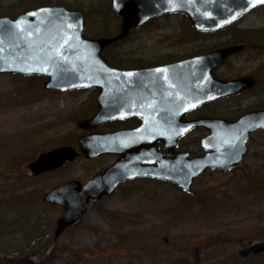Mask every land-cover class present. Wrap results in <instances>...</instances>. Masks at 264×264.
I'll use <instances>...</instances> for the list:
<instances>
[{"label": "rangeland", "instance_id": "obj_1", "mask_svg": "<svg viewBox=\"0 0 264 264\" xmlns=\"http://www.w3.org/2000/svg\"><path fill=\"white\" fill-rule=\"evenodd\" d=\"M41 4L91 8L88 36H106L119 24L101 11V0H0V15ZM260 14L264 7L246 18ZM147 27L155 29L152 35L132 34L116 47L121 53L108 58L130 67L137 60L151 62L155 52H165L163 35L186 36L188 25L183 16L170 15ZM217 42L215 37L205 45ZM42 80L0 74V264H264V252L237 254L264 239V131L250 134L241 165L225 173L204 172L191 193L151 179L126 182L92 202L75 225L54 237L62 210L41 195L65 180L84 181L97 163L75 158L36 177L25 164L41 151L75 145L76 122L90 112L92 90H47Z\"/></svg>", "mask_w": 264, "mask_h": 264}, {"label": "water", "instance_id": "obj_2", "mask_svg": "<svg viewBox=\"0 0 264 264\" xmlns=\"http://www.w3.org/2000/svg\"><path fill=\"white\" fill-rule=\"evenodd\" d=\"M262 3L264 0H110V8L120 18L119 31L98 37L85 36L82 11L64 5H42L24 9L14 17L0 16V74L42 75V87L50 90L96 88L97 110L91 117L78 120L77 127L90 130L111 117L116 111L106 106L108 101L122 99L133 106L140 99L142 111H146L150 97L144 93L152 87L158 95L157 112L141 114V123L135 128L81 135L77 148L67 144L52 147L25 164L35 177L78 155L92 158L107 151L119 154L112 166L86 182L69 179L42 194L43 201L62 208L55 221V237L80 219L91 200L110 195L125 180L153 177L189 192L193 179L206 168L228 171L238 164L246 152L248 134L264 130V108L243 113L233 121L184 118L187 110L204 100L236 93L253 84L251 77L220 81L210 76L212 68L237 46L147 68L115 67L106 61L103 48L161 14L181 13L196 29L213 30ZM203 68L206 71L202 72ZM164 100L184 105L180 111L167 112ZM198 126L208 129L201 138L207 152L189 158L187 152L174 151L177 140ZM159 142L167 156L158 150ZM263 251L264 239L237 253L245 257Z\"/></svg>", "mask_w": 264, "mask_h": 264}, {"label": "flooded vegetation", "instance_id": "obj_3", "mask_svg": "<svg viewBox=\"0 0 264 264\" xmlns=\"http://www.w3.org/2000/svg\"><path fill=\"white\" fill-rule=\"evenodd\" d=\"M260 7H264V3L250 8L248 11L241 14L235 20L213 30L196 29L190 23L187 16L184 14H180V13L161 14L157 17L146 20L143 24H141L136 28L130 29L125 37L113 41L110 44L106 45L103 49V54L105 55V57L107 58V60L111 65H114L119 68H147V67L160 66L168 63H174L188 57H192L195 55L196 56L203 55L205 53L229 46H235V47L237 46L238 49L236 51L226 56L219 65L212 68L211 70L212 75L210 76L214 80H220V81L232 80L239 77H251L253 84L236 93L227 94L224 96H218L215 98H211L209 100H204L200 104L187 110L184 113V118L186 119H192L195 117H209V118H221L226 121H233L243 113L264 108V17H263L264 14L263 16L260 14L261 16H256L255 18L252 19L246 18L248 15L255 13V11ZM17 13H14V15H16ZM170 15L183 16V18L185 19L188 25V28H186L187 35L178 37L177 34H174L175 35L174 38L168 37L169 35H163V37L166 36V42L164 43L165 52L162 53L155 52L154 54L156 55L152 56L153 59L151 62L149 60H139V61L137 60L136 61L137 63H135V65L136 64L137 65L130 67V66H125L123 64L119 65L113 63L108 58V56H111V54L116 51V47L119 45V42L122 43L123 41L130 40L131 35L132 34L134 35V33L136 34V36H139V38H141L143 35H152L153 30L155 29L147 26H150V23L152 22H156L159 18ZM10 16H13V14ZM114 16L117 17L120 24L119 17L115 14ZM119 24L116 31L108 35H113L117 33L119 31ZM215 37L216 40L218 41L215 44V46L207 47L205 45V41L207 39H211ZM172 46L175 47L177 46L178 49L177 48L172 49ZM169 47L171 48L170 50ZM116 52L121 53L120 50ZM230 60L233 61L232 64L229 63ZM141 63H145V64H141ZM227 65L229 67H227ZM243 65L246 66L251 65L252 67L248 68L250 70L246 69V70H242L243 71L242 72L240 69L243 67ZM201 71L204 72L206 70L205 68H203L201 69ZM203 81L205 82V80ZM89 89L92 90V92L90 93L92 94L90 100V108H89L90 112L87 113L86 116L81 118L90 117L97 110L96 99L98 92L96 91L95 88H89ZM167 92L168 89L166 93ZM144 94L146 97H150V99L146 104V107H148L145 108L146 111H142V108L140 106V102L142 100L140 99L135 101L133 106L129 105L130 102L126 103L122 99H119L117 101H108L106 103V106L115 110L116 112L111 117L107 118L102 123H100L99 125H97L96 127L90 130L78 128L80 133L77 136V139L80 135L89 134L93 132L111 133L120 129L135 128L137 125H139V123H141V118H142L141 114L143 113L154 114L157 112V104H159V102H157V97H158L157 91H155L154 88L152 89V87H150V90H147V92ZM162 104L166 105L165 109L167 112L171 110L180 111L184 105L183 102L181 103V105H178V103L173 100H164ZM256 131H264V130L261 129L255 130V131H251L248 134V138L246 141V152L242 156L240 162L237 165L233 166L231 170L242 164L241 162L243 161V159L245 158L248 152V148H249L248 143L250 140L249 138L250 134ZM207 133H208V129L205 126H198L190 129L177 140V144L174 148V151L187 152L189 158L204 155L207 152V150L202 147L201 138L206 136ZM77 139L74 146H77ZM158 145H159L158 150L161 151L164 154V156H167L166 154L167 150L163 147V145L160 142L158 143ZM118 157L119 154L112 151L104 152L103 154L97 157H93L89 159L84 158L82 155L77 156L76 158H83L86 161H93L97 163L94 164L95 169L91 174V176L85 179L84 181H81V183L86 182L96 173L102 172L103 170H106L107 168L112 166L116 162ZM102 159H104V162H101ZM212 170H218L222 172L220 169H212ZM212 170L206 169L204 172L212 171ZM204 172H202L201 174H203ZM198 177H196L195 179H197ZM142 179H146V180L151 179V180L160 181L153 177L132 178L130 180H125L117 184L115 190L110 195L119 191L126 182H130L134 180H142ZM195 179L193 180V182L195 181ZM110 195H105L102 197H106ZM101 198L91 201V203L92 202L94 203L95 201H98Z\"/></svg>", "mask_w": 264, "mask_h": 264}, {"label": "trees", "instance_id": "obj_4", "mask_svg": "<svg viewBox=\"0 0 264 264\" xmlns=\"http://www.w3.org/2000/svg\"><path fill=\"white\" fill-rule=\"evenodd\" d=\"M89 10L92 11L91 8H89V9L87 10V12H86L85 10H83V12H84V14H85V17H86V21H88L87 13H88V15L91 16V12H90ZM88 11H89L90 13H89ZM101 11H102L104 14H106V15H111V16H113V18H116V17L114 16V13L111 11V9H110V7H109V1H108V0H101ZM85 31H87V25H86V30H85ZM37 77L42 78L41 76H37Z\"/></svg>", "mask_w": 264, "mask_h": 264}]
</instances>
